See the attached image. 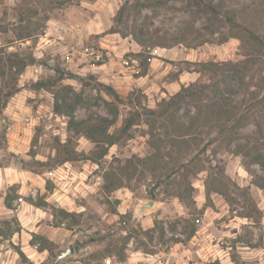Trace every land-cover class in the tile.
I'll return each instance as SVG.
<instances>
[{
	"label": "rangeland",
	"instance_id": "374dc122",
	"mask_svg": "<svg viewBox=\"0 0 264 264\" xmlns=\"http://www.w3.org/2000/svg\"><path fill=\"white\" fill-rule=\"evenodd\" d=\"M126 1L0 0V230L6 233L0 235V264H264V189L253 184L256 176L264 178V166L237 151L249 143L252 154L255 148L264 153V114L250 116L240 139L203 154L204 133L196 152L208 171L190 176L183 168L172 179L160 164L155 170L154 163H142L155 152L144 117L112 147L84 133L86 123L119 135L133 110L102 85L155 108L196 80V63L243 61L238 39L220 40L237 32L228 20L264 37V0H224L216 35L204 29L205 16L188 0H149L139 10L130 0L119 18ZM134 28L159 32L165 47L140 46L130 35ZM196 30L205 43L195 41ZM182 34L187 39L178 43ZM87 46L100 60L84 54ZM144 60L149 66L140 76ZM254 74L257 85L264 66ZM14 91L6 102L5 94ZM162 157L170 169L179 155L164 143ZM211 165L229 179L231 203L208 193ZM188 185L185 200L178 193ZM147 199L159 207L138 215ZM35 235L53 246L52 255L40 250L43 241L33 243ZM70 245L74 255L58 262Z\"/></svg>",
	"mask_w": 264,
	"mask_h": 264
},
{
	"label": "trees",
	"instance_id": "16d2710c",
	"mask_svg": "<svg viewBox=\"0 0 264 264\" xmlns=\"http://www.w3.org/2000/svg\"><path fill=\"white\" fill-rule=\"evenodd\" d=\"M149 1V0H147ZM130 0L125 2V5L119 11L118 17L121 18L124 14L126 5ZM150 2V1H149ZM144 4L142 0H135L134 8L139 10ZM225 1L221 0L218 4H214L213 0H188L189 8H196L203 13L206 18V25L204 26L206 31L212 35L219 33V30L215 28V22L219 21L223 17ZM232 25L230 30L237 29V32H232L229 36L225 35L220 43L229 41L230 38L238 39L241 42L243 50L244 60L240 62L224 61V62H200L196 63V70L198 77L189 85H182L181 89L175 95L168 99H162L156 104L155 108L142 104L139 100L135 102L132 99V95L123 98L117 93L116 89L111 85H102L104 91L113 98L118 104L125 105L133 109L129 116L124 120L121 127L120 134L110 133L108 127L100 125H87L84 127L85 135L94 143L103 144L107 147L119 143L122 139V134H128L131 129L138 125L142 117L145 118V123L148 127L147 135L149 137V144L155 150L152 157L147 160H142V163H154L153 166L156 170V166H159V170L169 171L168 174H163L165 178L172 179L180 169H186L187 175L194 176L202 171H208L204 165L203 160L200 159L201 154L197 153V147H199L201 141H204L202 135L205 133L209 135L206 144L202 148L203 154L207 152V149L211 146H219L222 144H231L234 141L240 139V131L247 127L249 124L250 116L259 112L262 116L264 114V77L261 78L259 84H254L256 74L255 70L262 65L264 66V37L260 35L254 29L247 30V27L237 25L236 22L228 20ZM243 27V28H242ZM192 30V29H191ZM190 31V29H189ZM240 31V34H239ZM192 32V31H191ZM114 33H119L114 31ZM130 35L134 40L142 47L147 49H155L157 47H165L164 42L158 41L157 37H160V33L146 32L143 28L132 29ZM248 35V36H245ZM204 34L196 30L194 33L195 41H200V44L205 43L203 39ZM178 43L185 42L187 39L186 34H182L179 38H175ZM149 62L143 61V68L140 76H144L147 73ZM252 87L256 90L252 91ZM257 89L260 93L258 95ZM17 91L8 92L5 94L6 102L14 96ZM250 95L251 102L247 103L245 98ZM241 97H243L241 99ZM247 104H245V103ZM57 110L60 109L58 101H56ZM264 117V115L262 116ZM108 125L110 122L105 121ZM257 133H262L261 124L257 123ZM251 141V140H250ZM249 141V142H250ZM167 143L174 147L178 151V158H174L175 167L168 168L169 163L162 165V148L163 144ZM237 151L245 158L251 157L254 163H258L264 166V153L259 148H255L254 154L253 147L250 148V144L238 145ZM215 154V153H214ZM189 156V161L186 164H180L182 157ZM209 163H213L212 159L207 160ZM178 165V166H177ZM211 174H209L207 181L205 182L208 193H217L225 197V199L231 203L233 198L228 193L229 179L226 174L221 170L215 171V168L211 165L209 168ZM253 184L264 189V178L255 177ZM185 192L178 193L180 198L188 200L191 197V186H187ZM186 193V194H185ZM245 199L248 201L246 194ZM253 204V203H252ZM256 208V206H254ZM257 209V208H256ZM63 215H67L66 212H61ZM250 217V216H248ZM158 224H155V229ZM1 236H6L4 230H0ZM161 235L164 233L161 229ZM128 239L130 238L127 235ZM43 241L40 250H48L50 254L53 253V246L49 242L40 237L34 236V241ZM18 253L25 258L24 253L21 250H17ZM122 251V252H121ZM122 258L123 250L116 251ZM218 264V262H217Z\"/></svg>",
	"mask_w": 264,
	"mask_h": 264
},
{
	"label": "water",
	"instance_id": "95a60500",
	"mask_svg": "<svg viewBox=\"0 0 264 264\" xmlns=\"http://www.w3.org/2000/svg\"><path fill=\"white\" fill-rule=\"evenodd\" d=\"M159 207V202L156 201V200H150V199H147V200H144L142 202V205L139 207L138 209V215H141L143 213H150V212H153L155 211L157 208ZM75 253V249L73 247V245H70L68 250L66 252H63L59 258H58V262L67 258V257H70L72 255H74Z\"/></svg>",
	"mask_w": 264,
	"mask_h": 264
},
{
	"label": "built area",
	"instance_id": "2783aa9c",
	"mask_svg": "<svg viewBox=\"0 0 264 264\" xmlns=\"http://www.w3.org/2000/svg\"><path fill=\"white\" fill-rule=\"evenodd\" d=\"M84 54L95 60H100L101 54L96 50L94 46L84 47Z\"/></svg>",
	"mask_w": 264,
	"mask_h": 264
},
{
	"label": "crops",
	"instance_id": "0c3cea01",
	"mask_svg": "<svg viewBox=\"0 0 264 264\" xmlns=\"http://www.w3.org/2000/svg\"><path fill=\"white\" fill-rule=\"evenodd\" d=\"M180 89H181V87H180ZM180 89H179V90H180ZM178 92H179V91H178ZM178 92H177V93H178ZM175 94H176V93H175ZM175 94H173V95H175ZM173 95H172V96H173ZM4 170H5L4 172L6 173V170H7V169L4 168ZM2 171H3V170H2ZM4 172H3V173H4ZM8 173H10V171H8ZM8 173H7V175H8ZM11 175H13L12 172H11ZM14 175H15V174H14ZM17 177H18L17 179H19V181H20V178H21V177H24V174H23V173H22V174H21V173H18V176H17ZM20 182H21V181H20ZM143 214H146V213H143ZM141 215H142V214H141Z\"/></svg>",
	"mask_w": 264,
	"mask_h": 264
}]
</instances>
